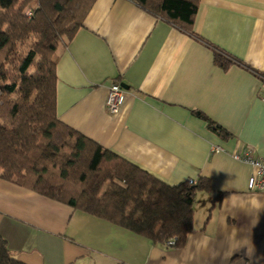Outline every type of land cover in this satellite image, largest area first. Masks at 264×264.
<instances>
[{
	"label": "crops",
	"instance_id": "1",
	"mask_svg": "<svg viewBox=\"0 0 264 264\" xmlns=\"http://www.w3.org/2000/svg\"><path fill=\"white\" fill-rule=\"evenodd\" d=\"M193 34L128 0H98L57 67L63 125L170 186L207 183L185 249L0 179V237L16 261L264 264V193L249 190L255 171L235 160L251 151L264 161V0H202ZM114 84L127 88L126 102L110 115Z\"/></svg>",
	"mask_w": 264,
	"mask_h": 264
},
{
	"label": "trees",
	"instance_id": "2",
	"mask_svg": "<svg viewBox=\"0 0 264 264\" xmlns=\"http://www.w3.org/2000/svg\"><path fill=\"white\" fill-rule=\"evenodd\" d=\"M97 1L0 0V179L152 245L183 250L207 183L170 186L58 120L59 52ZM128 1L194 35L202 0ZM216 64L230 65L221 56ZM205 120L222 140L231 138ZM0 264H21L1 237Z\"/></svg>",
	"mask_w": 264,
	"mask_h": 264
},
{
	"label": "built area",
	"instance_id": "3",
	"mask_svg": "<svg viewBox=\"0 0 264 264\" xmlns=\"http://www.w3.org/2000/svg\"><path fill=\"white\" fill-rule=\"evenodd\" d=\"M125 102V91L117 84L112 85L106 100V111L110 115H115L125 105ZM235 160L248 165L255 171L254 176L249 181V190L264 193V161L255 159L251 151H245L243 154L237 155ZM189 186L193 187L194 183L190 182Z\"/></svg>",
	"mask_w": 264,
	"mask_h": 264
},
{
	"label": "water",
	"instance_id": "4",
	"mask_svg": "<svg viewBox=\"0 0 264 264\" xmlns=\"http://www.w3.org/2000/svg\"><path fill=\"white\" fill-rule=\"evenodd\" d=\"M122 89H123V90H126L127 88H125L124 86H122Z\"/></svg>",
	"mask_w": 264,
	"mask_h": 264
},
{
	"label": "rangeland",
	"instance_id": "5",
	"mask_svg": "<svg viewBox=\"0 0 264 264\" xmlns=\"http://www.w3.org/2000/svg\"><path fill=\"white\" fill-rule=\"evenodd\" d=\"M28 17H30V16H28Z\"/></svg>",
	"mask_w": 264,
	"mask_h": 264
}]
</instances>
